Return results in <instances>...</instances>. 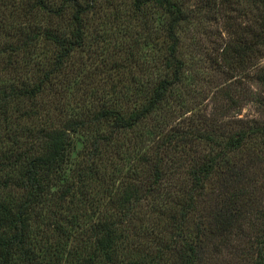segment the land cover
I'll use <instances>...</instances> for the list:
<instances>
[{"label": "trees", "instance_id": "1", "mask_svg": "<svg viewBox=\"0 0 264 264\" xmlns=\"http://www.w3.org/2000/svg\"><path fill=\"white\" fill-rule=\"evenodd\" d=\"M102 1L115 0H0V264H264V92L248 93L262 119L175 127L183 3L131 0L123 15ZM247 1L264 47V0ZM153 11L164 19L163 76L132 97L112 84L103 106L71 114L87 25ZM255 80L264 88V69ZM233 86L230 104L247 93ZM155 117L168 128L142 138Z\"/></svg>", "mask_w": 264, "mask_h": 264}, {"label": "rangeland", "instance_id": "2", "mask_svg": "<svg viewBox=\"0 0 264 264\" xmlns=\"http://www.w3.org/2000/svg\"><path fill=\"white\" fill-rule=\"evenodd\" d=\"M130 1L115 0L112 4L102 1L101 8L107 7L108 11L115 6L127 15ZM179 1L187 15L179 29V53L185 67L182 83L169 107L175 114L172 124L188 128L215 114L228 124L238 122L237 119H262L263 114L257 111L255 103L248 100V93L263 95L264 92L255 80L256 73L264 69V47L253 37L260 28L259 6L247 0ZM123 15L113 21L107 12L103 20H92L87 25L85 46L73 57L79 72L70 87L78 91L76 102L73 99L70 104L71 114L75 115L78 105L91 109L103 106L105 98L111 99L112 84H117L116 89H122L125 96L132 97L145 91L153 79L163 76L162 14L153 11L141 21L128 22ZM145 19L147 23L143 22ZM233 85L239 87L234 93H247L237 103L230 104L223 92ZM122 100L119 103H131ZM161 119L155 117L143 123L138 129L142 138L156 123L161 125V131L166 130L168 126H163ZM148 207H143L141 213L145 226L154 217L151 210H146ZM219 264L246 262L227 255Z\"/></svg>", "mask_w": 264, "mask_h": 264}]
</instances>
